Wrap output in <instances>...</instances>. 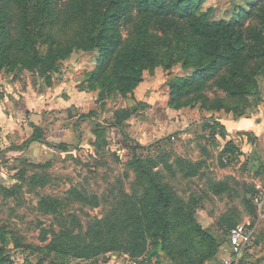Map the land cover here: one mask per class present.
Instances as JSON below:
<instances>
[{
    "label": "rangeland",
    "instance_id": "obj_1",
    "mask_svg": "<svg viewBox=\"0 0 264 264\" xmlns=\"http://www.w3.org/2000/svg\"><path fill=\"white\" fill-rule=\"evenodd\" d=\"M72 1L54 0L49 10L40 0L30 6L27 43L41 55L69 54L58 73L31 71L33 52L10 47L22 39L21 24L3 21L0 104L8 102L6 111L13 110L20 123L42 111L20 133L26 152L0 164V247L6 257L24 264H224L225 258L264 264V179L237 134L225 139L203 128L261 108L264 68L247 78L237 73L239 65L212 63L200 49L204 39L182 37L188 34L178 14L157 18L134 10L129 22L122 14L125 0H85L89 7L71 18ZM255 1L262 0H204L198 17L222 27ZM257 24L264 37L255 17L245 27ZM99 25L104 35L96 38ZM140 40L147 47L136 81L128 57L142 48ZM252 46L248 41V52ZM30 128L46 143L27 139ZM96 132L105 137L97 140ZM178 158L198 164V174L184 177ZM145 194L156 204L143 255L110 252L82 260L48 248L53 236L44 232L68 228L84 235L91 220L110 215L124 195L136 201ZM77 195L98 196L100 204H85ZM45 199L62 203L58 214L43 209ZM238 225L251 236L237 256L229 232Z\"/></svg>",
    "mask_w": 264,
    "mask_h": 264
},
{
    "label": "trees",
    "instance_id": "obj_2",
    "mask_svg": "<svg viewBox=\"0 0 264 264\" xmlns=\"http://www.w3.org/2000/svg\"><path fill=\"white\" fill-rule=\"evenodd\" d=\"M54 0H40L44 7L53 9ZM204 0H125L122 7V14L127 21L131 22L133 11L137 10L140 13H150L152 16L160 18L171 13L178 14L183 20L182 29L188 34L182 37L196 36L204 39L206 44H201L200 49L206 55L212 58V63L236 64L240 66L238 74L252 78L256 70L264 68L262 57H264V37L257 25H249L245 27V22L248 18L255 17L261 26L264 27V0L250 2V10L242 8L241 12L234 18V22L226 23L222 27L212 28L211 25L203 22L199 17V9ZM6 3L1 6V3ZM32 0H0V62L5 56L3 44L7 32L4 30L3 21H14L21 24L22 39L19 44L15 41L10 42V47H17L20 50H31L33 52V61L30 70L35 72L39 67L44 72L58 73L61 71L60 62L64 60L68 53H54L49 55H41L27 43L28 36L32 33V23L30 21V6ZM72 15L83 14L85 8L89 7L85 0L72 1ZM13 13L11 14L10 12ZM103 25H99L95 34L96 38L103 37ZM248 41L253 43L251 50L248 52ZM142 48L135 49L129 55V65L133 70L132 78L136 81L142 79V67L140 59L142 49H146L147 45L144 40H140ZM259 48V49H258ZM262 48V50H261ZM260 60H255L256 58ZM254 68L251 67V62L254 61ZM39 68V69H40ZM182 84L183 81H179ZM177 85V83H175ZM178 86V85H177ZM238 92H234L237 94ZM246 93L239 92L238 94ZM3 97V95H2ZM2 105V104H1ZM3 107V105L1 106ZM243 115H241L242 117ZM240 118V117H239ZM237 119V118H235ZM203 128L211 131H218L219 134L228 139V136L233 135L228 131L223 120H213V122H205ZM98 131V130H97ZM97 140L105 137L104 132H96ZM240 134V133H239ZM126 138V136H125ZM43 143L46 141L43 138H36ZM235 139V138H234ZM231 144V142H230ZM146 146L137 145L135 149H142ZM233 148H235L233 146ZM236 149V148H235ZM6 161V160H5ZM3 160V162H5ZM165 162H168L166 159ZM151 168L158 166V163L151 162ZM6 164V162H5ZM176 166L184 177H192L198 174L199 165L183 158L176 160ZM169 173L175 175L176 171L172 164H166ZM145 173L141 170L140 176ZM142 186V184H139ZM218 186H221L218 185ZM219 192L222 189L218 190ZM77 190H71L70 194L76 193ZM165 204L169 205V197L164 195ZM77 200L87 203L93 207L100 204L98 196H79ZM58 199L42 200L41 206L46 211H51L53 214H58V207L61 206ZM156 202L150 195L145 194L138 200H133L130 195H124L123 199L112 210L110 215L104 218H94L91 220L84 235L81 232H75V229L61 228L59 231L52 230L44 232L47 237L52 234V240L48 246L51 250L64 254L65 256H73L82 260L96 259L102 254L116 252L128 254L130 257L136 258L143 255L147 249V226L154 219ZM234 223H230L232 227ZM6 256L5 252L0 247V258ZM26 264H40L27 261Z\"/></svg>",
    "mask_w": 264,
    "mask_h": 264
},
{
    "label": "crops",
    "instance_id": "obj_3",
    "mask_svg": "<svg viewBox=\"0 0 264 264\" xmlns=\"http://www.w3.org/2000/svg\"><path fill=\"white\" fill-rule=\"evenodd\" d=\"M14 101H16V98H14ZM1 104L3 107H0V164L3 160L10 159V156L14 154L19 153V155H22L26 152V147H23L25 139H23V134L20 133L24 128L29 127L28 123H35L33 118L42 113L40 108L36 109L35 112L32 111L29 118L27 117L23 121L24 123H20L13 110L11 111L8 108L6 111L5 104H8V102H2ZM27 105V102L22 103L21 109H25ZM18 109L20 110V108ZM223 122L232 135L237 134L238 139L241 141L242 151L247 154L254 170L260 173V178L264 179V103L255 113L250 112L238 119H229ZM35 125L38 126V124ZM239 133L240 135H238ZM33 134L34 132L31 130V134L27 139H30Z\"/></svg>",
    "mask_w": 264,
    "mask_h": 264
},
{
    "label": "built area",
    "instance_id": "obj_4",
    "mask_svg": "<svg viewBox=\"0 0 264 264\" xmlns=\"http://www.w3.org/2000/svg\"><path fill=\"white\" fill-rule=\"evenodd\" d=\"M258 201V199H257ZM251 233L244 225H238L233 227L229 232V243L232 253L234 255H240L244 246L248 243ZM230 258H225L224 264H234ZM0 264H24L21 258L18 257H4L0 258Z\"/></svg>",
    "mask_w": 264,
    "mask_h": 264
}]
</instances>
